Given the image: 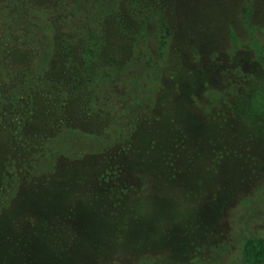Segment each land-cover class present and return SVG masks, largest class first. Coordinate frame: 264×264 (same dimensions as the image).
Here are the masks:
<instances>
[{
	"label": "trees",
	"instance_id": "obj_1",
	"mask_svg": "<svg viewBox=\"0 0 264 264\" xmlns=\"http://www.w3.org/2000/svg\"><path fill=\"white\" fill-rule=\"evenodd\" d=\"M180 16L173 0L82 1L47 18L32 67L0 74V264H181L212 243L208 200L229 186L204 155L191 171L206 150L250 167L226 114L246 72L183 36ZM242 262L264 264V237Z\"/></svg>",
	"mask_w": 264,
	"mask_h": 264
},
{
	"label": "rangeland",
	"instance_id": "obj_2",
	"mask_svg": "<svg viewBox=\"0 0 264 264\" xmlns=\"http://www.w3.org/2000/svg\"><path fill=\"white\" fill-rule=\"evenodd\" d=\"M82 1L87 2L0 0V74L9 70L20 73L32 67L42 49L40 40L47 35L51 40V35L54 37L55 34L47 18L68 15L71 19L78 13ZM173 1L181 11L178 24L183 36L197 32L203 37L198 36L203 45L216 46L221 51V58L246 72L243 78H237L243 79V82L233 84L238 88H233L235 94L225 97L227 116L233 118L238 126L243 125L249 133H246L248 158L245 162L250 164V167L246 163L237 165L220 150L210 157L206 150L193 162L191 175L197 176L202 171L201 164L207 162L211 181L215 185L227 181L229 189L225 194L216 193L213 200H208V205L215 207L210 227L212 243L197 255L191 253L179 260L181 264H243L245 241L254 236L264 237V196L256 190L260 184L264 187V0ZM73 3V8L65 10L66 5ZM51 5L59 7L58 10L49 12ZM209 22L212 24L210 27ZM210 63V57L201 58V64L207 71ZM240 69L237 70L240 72ZM208 77L213 79L212 82L218 80L212 69ZM225 109L226 106L222 111ZM243 135L240 134L242 139ZM203 155L204 163L201 160ZM246 169L248 182L241 181ZM159 256V253L145 254L128 264H154L151 259L156 264Z\"/></svg>",
	"mask_w": 264,
	"mask_h": 264
}]
</instances>
